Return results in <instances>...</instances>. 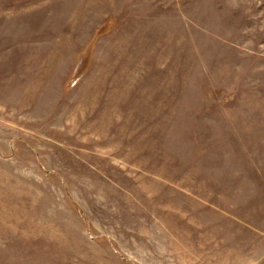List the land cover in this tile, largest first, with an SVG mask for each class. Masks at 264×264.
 <instances>
[{
  "label": "rangeland",
  "instance_id": "1",
  "mask_svg": "<svg viewBox=\"0 0 264 264\" xmlns=\"http://www.w3.org/2000/svg\"><path fill=\"white\" fill-rule=\"evenodd\" d=\"M0 264H264V0H0Z\"/></svg>",
  "mask_w": 264,
  "mask_h": 264
}]
</instances>
